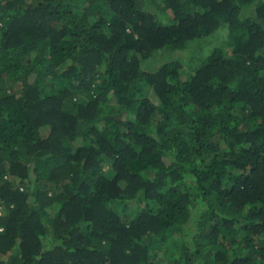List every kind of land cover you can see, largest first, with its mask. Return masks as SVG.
I'll list each match as a JSON object with an SVG mask.
<instances>
[{
	"label": "trees",
	"instance_id": "obj_1",
	"mask_svg": "<svg viewBox=\"0 0 264 264\" xmlns=\"http://www.w3.org/2000/svg\"><path fill=\"white\" fill-rule=\"evenodd\" d=\"M0 264H264V0H0Z\"/></svg>",
	"mask_w": 264,
	"mask_h": 264
},
{
	"label": "rangeland",
	"instance_id": "obj_2",
	"mask_svg": "<svg viewBox=\"0 0 264 264\" xmlns=\"http://www.w3.org/2000/svg\"><path fill=\"white\" fill-rule=\"evenodd\" d=\"M209 40V41H208ZM207 41L206 44H209V43H213V45L217 44L218 41L214 40L213 39V36H210L209 38L205 39L204 40V43ZM209 47H207L206 49L208 50ZM206 50V51H207ZM186 51V50H184ZM177 57H179V55H177ZM180 57L182 58H186L187 56H182L180 55ZM168 55L164 54V55H161L160 53L158 55H155L153 56L152 58H150L151 60H148V61H144V63H142V68L148 72H154L152 71L151 69L153 67H155L156 65H158V68L164 63V60H168ZM155 60V61H154ZM187 61L184 62V65L187 66Z\"/></svg>",
	"mask_w": 264,
	"mask_h": 264
}]
</instances>
